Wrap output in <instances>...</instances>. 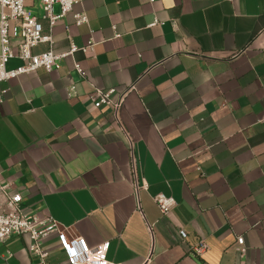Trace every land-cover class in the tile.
I'll list each match as a JSON object with an SVG mask.
<instances>
[{
	"label": "crops",
	"instance_id": "1",
	"mask_svg": "<svg viewBox=\"0 0 264 264\" xmlns=\"http://www.w3.org/2000/svg\"><path fill=\"white\" fill-rule=\"evenodd\" d=\"M25 3L56 52L92 49L0 83V183L22 210L108 242L116 264H264V0H83L87 24L70 13L53 29ZM95 89L127 93L120 110L96 108ZM158 194L177 202L168 215ZM41 243L46 264H68L56 234ZM30 244L10 237L0 264H42Z\"/></svg>",
	"mask_w": 264,
	"mask_h": 264
},
{
	"label": "built area",
	"instance_id": "2",
	"mask_svg": "<svg viewBox=\"0 0 264 264\" xmlns=\"http://www.w3.org/2000/svg\"><path fill=\"white\" fill-rule=\"evenodd\" d=\"M40 8L43 12L42 18L49 22L53 29L59 21L70 13H73L75 5L83 0H39ZM55 6H59L60 12H55ZM73 19L77 26L88 23L87 15L84 12L73 13ZM12 39H19L16 46L17 51L12 46ZM49 43L50 49L41 54L34 52L35 48L41 44ZM92 49V45L87 48L78 49L73 43L68 51L58 53L53 48L52 37L43 36L42 25L39 18L26 7L25 0H0V83L8 82L20 75H29L38 70L47 73L58 70L61 61L67 57H73L77 51L87 53ZM12 59H19L21 65L15 69L8 70L7 64ZM76 71L85 77L86 73L80 64L75 62ZM72 91L74 88L71 89ZM135 90V85L128 92ZM112 91L95 89L96 108L103 105H111L117 112L124 101V96L120 101L114 103L111 98ZM3 102V94H0V105ZM8 184L0 183V193L6 197L7 210L0 213V244L4 243L12 236L28 235L31 239L29 251L39 258L42 264H46L48 253L42 248V240L51 234H56L60 242L68 264H116L107 259L109 243H103L97 247H89L81 237H69L65 229L58 221L52 217L41 219L36 214L27 213L22 210V196L18 193L10 194ZM137 189H147V184L143 182ZM155 204L162 215H168L177 205L173 197L158 194L153 197ZM182 240L187 239L184 229L179 230ZM237 251L240 254L246 253L244 237H237ZM208 249L204 240L199 241L192 247V254L202 256ZM150 258L145 261L148 264Z\"/></svg>",
	"mask_w": 264,
	"mask_h": 264
}]
</instances>
